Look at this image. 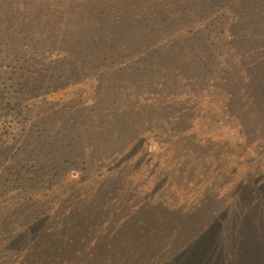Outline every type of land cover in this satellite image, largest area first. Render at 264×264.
<instances>
[{
	"label": "rangeland",
	"instance_id": "obj_1",
	"mask_svg": "<svg viewBox=\"0 0 264 264\" xmlns=\"http://www.w3.org/2000/svg\"><path fill=\"white\" fill-rule=\"evenodd\" d=\"M17 83L0 264H264V0H0Z\"/></svg>",
	"mask_w": 264,
	"mask_h": 264
},
{
	"label": "trees",
	"instance_id": "obj_2",
	"mask_svg": "<svg viewBox=\"0 0 264 264\" xmlns=\"http://www.w3.org/2000/svg\"><path fill=\"white\" fill-rule=\"evenodd\" d=\"M27 91L24 87H22L20 84H15L13 90H9L7 94V98L3 101L2 105L0 106V129H6V127H9L10 130L6 132L8 137L10 135L15 134V131H18V128L15 126H11L10 122L4 121L3 115H8L9 118L14 121L15 115L10 112L11 108L13 109L14 107L16 108V115H23L27 105H28V100H27ZM27 103V104H26ZM19 106H22L21 109H19ZM25 108V109H23ZM19 122V120H17ZM160 248V246H156L153 248ZM78 254V249L76 248V253L75 255ZM181 254V253H180ZM18 256H16L15 259H17ZM125 258V257H124ZM76 264H80L77 262ZM137 264V263H136ZM159 264H163V261H160ZM172 264H184L182 263V259L178 263H172ZM187 264V263H185ZM195 264V263H194Z\"/></svg>",
	"mask_w": 264,
	"mask_h": 264
}]
</instances>
